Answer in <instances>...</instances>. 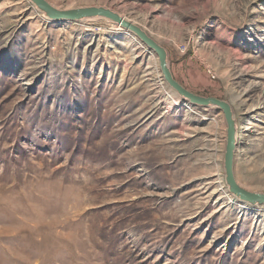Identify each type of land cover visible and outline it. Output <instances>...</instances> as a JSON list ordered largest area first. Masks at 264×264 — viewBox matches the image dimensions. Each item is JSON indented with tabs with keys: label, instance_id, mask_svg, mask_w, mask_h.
Segmentation results:
<instances>
[{
	"label": "rangeland",
	"instance_id": "1",
	"mask_svg": "<svg viewBox=\"0 0 264 264\" xmlns=\"http://www.w3.org/2000/svg\"><path fill=\"white\" fill-rule=\"evenodd\" d=\"M46 1L126 16L183 88L226 102L235 180L264 194V0ZM35 9L0 0V264H264V204L223 193V113L169 107L115 22Z\"/></svg>",
	"mask_w": 264,
	"mask_h": 264
},
{
	"label": "water",
	"instance_id": "2",
	"mask_svg": "<svg viewBox=\"0 0 264 264\" xmlns=\"http://www.w3.org/2000/svg\"><path fill=\"white\" fill-rule=\"evenodd\" d=\"M30 1L36 6L38 11L42 12L45 17L52 21H79L82 19L101 17L109 19L122 28L131 31L150 51L157 56L162 78L173 94L177 95V97L181 100L189 102L192 106H199L203 108L212 107L223 113L227 128L223 166L225 173L224 180L228 186V190L230 194L239 198L240 201L250 204H264V194L249 192L240 187L235 180L233 172V158L236 145V127L231 108L226 102L216 98L201 97L183 88L177 81H175L170 72L166 51L139 27L123 20L117 14L103 8L60 10L49 4L46 0Z\"/></svg>",
	"mask_w": 264,
	"mask_h": 264
},
{
	"label": "bare ground",
	"instance_id": "3",
	"mask_svg": "<svg viewBox=\"0 0 264 264\" xmlns=\"http://www.w3.org/2000/svg\"><path fill=\"white\" fill-rule=\"evenodd\" d=\"M36 10V9H35ZM39 14H41V16L43 15L44 16V14L42 13V12H40V11H38V10H36ZM123 20H125V21H127V22H129V23H131V24H135V22L134 21H131L130 19H128L126 16H121V15H119ZM45 17V16H44ZM88 19H82V20H79V21H87ZM147 34V33H146ZM155 41V40H154ZM207 41V44H210L212 41L209 39V40H206ZM166 91V90H165ZM167 93V96H168V99H169V102H168V104H169V107L171 106V104L173 105V104H177V102H178V100H177V97H176V95L175 94H173V93H171V92H166ZM238 135V134H237ZM236 135V138L238 137ZM239 139V138H238ZM236 145H237V143H236ZM236 145H235V147H236ZM227 187V186H226ZM227 189H228V187H227ZM223 193L225 194V196L227 197V199H228V201L232 204V203H234V202H240V200H239V198H237L236 196H234L233 194H231V195H229V194H227V190L225 191L224 189H223ZM242 203L239 205L241 208H246V202H243V201H241ZM255 205H257V203L255 204ZM259 208H261L262 206H258Z\"/></svg>",
	"mask_w": 264,
	"mask_h": 264
}]
</instances>
